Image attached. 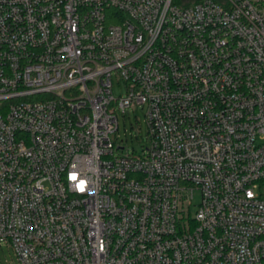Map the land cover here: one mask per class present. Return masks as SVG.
I'll return each instance as SVG.
<instances>
[{"label": "built area", "instance_id": "2783aa9c", "mask_svg": "<svg viewBox=\"0 0 264 264\" xmlns=\"http://www.w3.org/2000/svg\"><path fill=\"white\" fill-rule=\"evenodd\" d=\"M133 106L150 146L123 156ZM3 244L19 264H264V0H0Z\"/></svg>", "mask_w": 264, "mask_h": 264}, {"label": "rangeland", "instance_id": "374dc122", "mask_svg": "<svg viewBox=\"0 0 264 264\" xmlns=\"http://www.w3.org/2000/svg\"><path fill=\"white\" fill-rule=\"evenodd\" d=\"M179 6H191L200 0H179ZM222 1V0H216ZM114 91L116 97H124L126 95L123 83H118L114 77ZM147 109L140 106H133L126 110L125 114L121 110L118 111L119 128L113 134L116 154L119 155H143L146 148L150 146V138L148 133V125L146 119ZM123 149H118V148ZM201 195L195 192L193 200V208L199 205ZM0 264H19L13 250L7 245H0Z\"/></svg>", "mask_w": 264, "mask_h": 264}, {"label": "trees", "instance_id": "16d2710c", "mask_svg": "<svg viewBox=\"0 0 264 264\" xmlns=\"http://www.w3.org/2000/svg\"><path fill=\"white\" fill-rule=\"evenodd\" d=\"M198 2H199V1H198ZM174 3H175V4H179L180 1H179V0H174Z\"/></svg>", "mask_w": 264, "mask_h": 264}]
</instances>
